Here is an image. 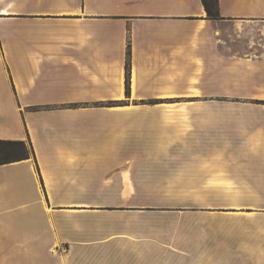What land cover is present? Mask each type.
<instances>
[{
  "label": "crops",
  "instance_id": "1",
  "mask_svg": "<svg viewBox=\"0 0 264 264\" xmlns=\"http://www.w3.org/2000/svg\"><path fill=\"white\" fill-rule=\"evenodd\" d=\"M218 8L0 0V139L32 147L0 164V264H264V0ZM160 179L191 194L173 245L90 244L127 204L103 191Z\"/></svg>",
  "mask_w": 264,
  "mask_h": 264
},
{
  "label": "rangeland",
  "instance_id": "2",
  "mask_svg": "<svg viewBox=\"0 0 264 264\" xmlns=\"http://www.w3.org/2000/svg\"><path fill=\"white\" fill-rule=\"evenodd\" d=\"M127 95V94H126ZM128 99L110 101L107 105L122 106ZM164 101L149 99L151 105ZM185 111H182L184 113ZM152 116H173V109L151 110ZM170 176V175H166ZM172 176V175H171ZM163 177V176H162ZM161 177V178H162ZM148 189H135L126 191L116 198L115 195H106L103 191L101 198L105 201H118L125 205L107 204L101 207L103 219V234H117L113 237H100L99 241L90 243L94 245H133L158 246L174 244V215L188 212L191 202L189 190H176L172 181L160 179L149 184ZM202 195L195 194V197ZM97 198V197H96ZM115 219V221L113 220ZM127 221V223H125ZM119 225L113 228V226ZM109 229V230H108Z\"/></svg>",
  "mask_w": 264,
  "mask_h": 264
},
{
  "label": "trees",
  "instance_id": "3",
  "mask_svg": "<svg viewBox=\"0 0 264 264\" xmlns=\"http://www.w3.org/2000/svg\"><path fill=\"white\" fill-rule=\"evenodd\" d=\"M201 1L208 18H220L218 0ZM31 152V145L24 140L0 139V164L29 158Z\"/></svg>",
  "mask_w": 264,
  "mask_h": 264
}]
</instances>
